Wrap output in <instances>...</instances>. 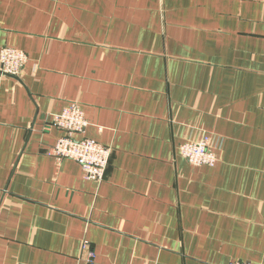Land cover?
Here are the masks:
<instances>
[{
    "label": "crops",
    "instance_id": "1",
    "mask_svg": "<svg viewBox=\"0 0 264 264\" xmlns=\"http://www.w3.org/2000/svg\"><path fill=\"white\" fill-rule=\"evenodd\" d=\"M5 46L0 264H264V0H0ZM73 102L101 181L48 153Z\"/></svg>",
    "mask_w": 264,
    "mask_h": 264
},
{
    "label": "built area",
    "instance_id": "2",
    "mask_svg": "<svg viewBox=\"0 0 264 264\" xmlns=\"http://www.w3.org/2000/svg\"><path fill=\"white\" fill-rule=\"evenodd\" d=\"M0 60L2 72L20 76L29 57L21 49L5 46L0 51ZM52 123L63 131V135L48 149V153L54 156L58 162L66 158L79 162L86 179L103 180L111 160L112 147L95 139L77 137L85 132L88 125L83 108L73 102L63 112L54 115ZM180 152L194 165L214 166L218 160L216 153L211 148L209 136H205L204 139L195 143L184 144ZM87 264H94V254L90 255ZM229 264L250 263L234 260Z\"/></svg>",
    "mask_w": 264,
    "mask_h": 264
},
{
    "label": "rangeland",
    "instance_id": "3",
    "mask_svg": "<svg viewBox=\"0 0 264 264\" xmlns=\"http://www.w3.org/2000/svg\"><path fill=\"white\" fill-rule=\"evenodd\" d=\"M205 136H209L210 138H211V136L210 135H208V134H205V135H203L202 136V138L201 139H204V137ZM201 139H199V140H194V141H188V142H184V143H181L180 144V146H179V150L181 151V147L184 145V144H187V143H195V142H198V141H200ZM212 139V138H211ZM211 148L214 150V146L212 145V140H211ZM214 152H215V150H214ZM180 153H182V152H180ZM216 153V152H215ZM183 155V154H182ZM217 155V154H216ZM185 157V156H184ZM190 162V161H189ZM191 164H193L192 162H190ZM194 165V164H193ZM197 166H199V165H197Z\"/></svg>",
    "mask_w": 264,
    "mask_h": 264
}]
</instances>
